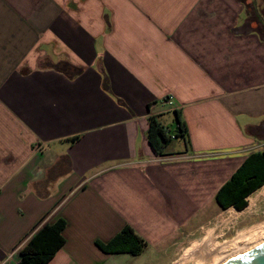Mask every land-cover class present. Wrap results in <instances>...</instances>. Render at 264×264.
Returning <instances> with one entry per match:
<instances>
[{
    "label": "crops",
    "instance_id": "1",
    "mask_svg": "<svg viewBox=\"0 0 264 264\" xmlns=\"http://www.w3.org/2000/svg\"><path fill=\"white\" fill-rule=\"evenodd\" d=\"M263 5L0 0V264L60 218L48 264H104L115 255L96 240L129 226L157 245L220 208V188L264 150ZM175 110L187 138L157 155L149 121L173 134Z\"/></svg>",
    "mask_w": 264,
    "mask_h": 264
},
{
    "label": "trees",
    "instance_id": "2",
    "mask_svg": "<svg viewBox=\"0 0 264 264\" xmlns=\"http://www.w3.org/2000/svg\"><path fill=\"white\" fill-rule=\"evenodd\" d=\"M253 21H258L255 11L249 13ZM263 22V21H261ZM264 32V25L261 26ZM260 30V27H259ZM63 67V65H60ZM60 66H55L62 69ZM64 68V67H63ZM176 126L173 134L161 127L155 120L149 121L147 141L155 154L162 156L163 150L174 140L187 138V129L182 120L181 112L174 111ZM169 133V132H168ZM264 186V150L247 156L230 179L220 188L215 201L221 209L230 207L241 211L246 207V198ZM66 227L63 219H57L52 224L40 227L26 242L19 253L16 264H48L55 254L64 246L62 232ZM96 248L103 254L139 256L146 248V243L139 238L129 226H125L111 240L103 243L94 242Z\"/></svg>",
    "mask_w": 264,
    "mask_h": 264
},
{
    "label": "rangeland",
    "instance_id": "3",
    "mask_svg": "<svg viewBox=\"0 0 264 264\" xmlns=\"http://www.w3.org/2000/svg\"><path fill=\"white\" fill-rule=\"evenodd\" d=\"M249 13L251 12H247V21L251 23L252 18ZM262 24L264 25V22ZM171 120L172 117L166 120L169 127H172ZM179 145L180 140H177L172 142L170 148ZM250 200H254L253 205H250ZM259 226H264V186L246 198V207L241 211L232 207L223 210L216 208L214 202H209L205 211H197L195 217L174 235L166 237L157 245L146 244V249L139 256L131 257L124 254L108 256V263H105V260L104 264L110 262L112 264H177L183 254L195 245L197 247L206 243L212 247H219L238 237L250 235L252 238V232ZM144 242L146 243L145 240ZM98 263H101L100 260L91 261V264Z\"/></svg>",
    "mask_w": 264,
    "mask_h": 264
},
{
    "label": "bare ground",
    "instance_id": "4",
    "mask_svg": "<svg viewBox=\"0 0 264 264\" xmlns=\"http://www.w3.org/2000/svg\"><path fill=\"white\" fill-rule=\"evenodd\" d=\"M253 203L254 200H250V205H253ZM252 233V238H250V235L238 237L236 240L226 242L219 247H212L206 243L199 244L186 252L177 264H223L227 260L264 243V226H259Z\"/></svg>",
    "mask_w": 264,
    "mask_h": 264
},
{
    "label": "water",
    "instance_id": "5",
    "mask_svg": "<svg viewBox=\"0 0 264 264\" xmlns=\"http://www.w3.org/2000/svg\"><path fill=\"white\" fill-rule=\"evenodd\" d=\"M264 4V0H262ZM264 20V7L261 11ZM223 264H264V243L242 253L234 258H231Z\"/></svg>",
    "mask_w": 264,
    "mask_h": 264
},
{
    "label": "built area",
    "instance_id": "6",
    "mask_svg": "<svg viewBox=\"0 0 264 264\" xmlns=\"http://www.w3.org/2000/svg\"><path fill=\"white\" fill-rule=\"evenodd\" d=\"M168 102H170V98L168 99Z\"/></svg>",
    "mask_w": 264,
    "mask_h": 264
},
{
    "label": "flooded vegetation",
    "instance_id": "7",
    "mask_svg": "<svg viewBox=\"0 0 264 264\" xmlns=\"http://www.w3.org/2000/svg\"><path fill=\"white\" fill-rule=\"evenodd\" d=\"M263 7H264V5H263ZM223 210H225V209H223Z\"/></svg>",
    "mask_w": 264,
    "mask_h": 264
}]
</instances>
